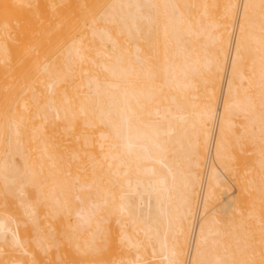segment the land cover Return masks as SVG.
Wrapping results in <instances>:
<instances>
[{"label":"bare ground","instance_id":"obj_1","mask_svg":"<svg viewBox=\"0 0 264 264\" xmlns=\"http://www.w3.org/2000/svg\"><path fill=\"white\" fill-rule=\"evenodd\" d=\"M0 264H264V0H0Z\"/></svg>","mask_w":264,"mask_h":264},{"label":"rangeland","instance_id":"obj_2","mask_svg":"<svg viewBox=\"0 0 264 264\" xmlns=\"http://www.w3.org/2000/svg\"><path fill=\"white\" fill-rule=\"evenodd\" d=\"M256 147V146H255ZM255 154V153H254ZM16 161H17V163H18V165L19 166H21V160H20V158L19 157H16ZM232 176V175H231ZM232 178L233 179H231L232 180V182H234L235 181V179H234V177L232 176ZM233 191L235 192L236 191V186L233 188ZM236 193V192H235ZM227 202H225V204H226ZM157 261L159 260V259H156ZM158 263H160V261L158 262Z\"/></svg>","mask_w":264,"mask_h":264},{"label":"built area","instance_id":"obj_3","mask_svg":"<svg viewBox=\"0 0 264 264\" xmlns=\"http://www.w3.org/2000/svg\"><path fill=\"white\" fill-rule=\"evenodd\" d=\"M199 216V211H198V213H197V217Z\"/></svg>","mask_w":264,"mask_h":264}]
</instances>
